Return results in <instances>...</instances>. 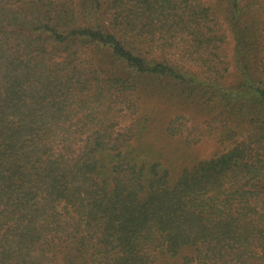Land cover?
<instances>
[{
  "label": "trees",
  "instance_id": "obj_1",
  "mask_svg": "<svg viewBox=\"0 0 264 264\" xmlns=\"http://www.w3.org/2000/svg\"><path fill=\"white\" fill-rule=\"evenodd\" d=\"M151 97L225 149L174 174ZM0 264H264V0H0Z\"/></svg>",
  "mask_w": 264,
  "mask_h": 264
},
{
  "label": "rangeland",
  "instance_id": "obj_2",
  "mask_svg": "<svg viewBox=\"0 0 264 264\" xmlns=\"http://www.w3.org/2000/svg\"><path fill=\"white\" fill-rule=\"evenodd\" d=\"M172 50L177 53L178 48ZM195 64L189 66L192 70L201 71ZM176 101L177 98L172 97L146 98L143 112L151 124L148 140H153L159 147L176 154L177 161L172 169L174 174H178L183 168L192 167L198 161L212 158L225 149L223 128L219 123L211 121L208 109L191 101ZM170 120L175 121L173 125L176 133L168 137L163 128Z\"/></svg>",
  "mask_w": 264,
  "mask_h": 264
}]
</instances>
